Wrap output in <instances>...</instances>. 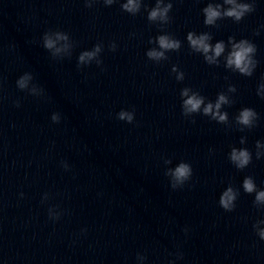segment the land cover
<instances>
[{"label":"clouds","instance_id":"clouds-1","mask_svg":"<svg viewBox=\"0 0 264 264\" xmlns=\"http://www.w3.org/2000/svg\"><path fill=\"white\" fill-rule=\"evenodd\" d=\"M114 0H105L106 4H112ZM162 0H156V7L152 8L148 11L147 19L150 22L161 21L163 24H167L169 22L168 13L172 9V4L168 3L167 5L161 7ZM224 3L233 5L228 8L224 12L220 11V5L217 4L213 6V4H208L207 7L203 9V13L205 16L204 23L205 25H214L218 19L222 18H231L237 22H239L245 14L253 11V6L248 3L237 4L236 0H224ZM88 6H91L90 4ZM121 8L135 15L140 11L141 4L139 0H127L126 3L121 5ZM57 39L68 40V35L66 33L57 32ZM190 48L197 53H201L204 57V60L208 64L217 63V58H219L225 52V44L223 41L217 42L214 46L209 43L211 36L208 33H202L200 35H196L194 32H189L186 37ZM233 37H229V41H233ZM153 41H150L152 43ZM158 45L157 48H151L146 52L147 57L156 62H160L162 60H167L168 57L166 55L169 51H178L181 48V42L177 39L172 38L167 34L159 35L155 38L154 41ZM44 48L47 50H53V55H57L61 49L56 48V41L52 38L51 35L45 34L44 36ZM111 49L114 51L116 45L113 43ZM67 49V46H66ZM65 49V50H66ZM102 51V45L96 44L92 51L82 52L78 57V64L82 65L86 62H90L95 59L97 55ZM211 53V54H210ZM256 53V46L250 43L246 39L240 40L238 43H232V50L229 52L226 57L225 67L232 69L233 71L239 72L244 76H251L253 74L254 69L256 68L257 61L254 59V55ZM102 63V61L97 60V64ZM172 71L176 73V79L178 81H182L184 79V73L179 71L176 66H173ZM32 79L31 74L26 73L24 76H21L17 81V85L20 89H24L27 87V82ZM261 88H264V83L260 85ZM234 86L229 87V91H235ZM190 88H183L181 90V98H182V112L184 116H190L194 113H201L205 116L211 117L213 120L218 123H227L228 114L221 113L219 110L222 105L228 104L229 101L227 97L221 93L218 95L215 104L209 102L205 104V98L199 93L193 92L189 95ZM264 98V95H262ZM203 106V107H202ZM258 116L254 109L251 108H243L239 114L236 116V123L241 125L243 128H252L257 120ZM53 121H58V116L54 115L52 117ZM118 119L122 121H126L128 123H132L134 120V112L121 110L118 113ZM241 144L244 143V140L241 139ZM264 147L260 141H257L256 148ZM264 155L257 151L256 157L257 159L261 158ZM229 160L231 163L239 170L246 168L252 161V154L246 148H236L233 147L229 153ZM166 164H170V160L165 161ZM168 177H170L171 187L173 189L182 187L185 182L191 179L193 170L189 163L180 162L174 168H169L166 173ZM243 190L252 194L255 193L254 204L259 205L264 203V190H258L257 186L252 177H245L242 183ZM238 190L229 186L223 194L220 196L219 204L226 211H232L235 207V201L238 197ZM260 238L264 240V231L259 233Z\"/></svg>","mask_w":264,"mask_h":264}]
</instances>
